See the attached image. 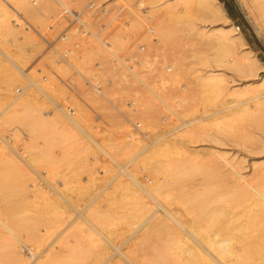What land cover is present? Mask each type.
Wrapping results in <instances>:
<instances>
[{"label": "rangeland", "instance_id": "374dc122", "mask_svg": "<svg viewBox=\"0 0 264 264\" xmlns=\"http://www.w3.org/2000/svg\"><path fill=\"white\" fill-rule=\"evenodd\" d=\"M144 1L148 2V0H144ZM220 1L222 2L223 7L226 9L227 14L229 15V17L231 19L230 22L232 24L240 26V27L238 26L239 31L241 32L242 36L244 37V39L246 41L245 48L251 49L252 50L251 53H253L256 57H258L264 64V28L258 22L256 14L249 8L248 4H249L250 0H220ZM52 2H51V6L49 8H45L44 6H43L44 10L41 8L43 12L40 9H37V11L34 12L35 14H37V12H38V14H39V15L37 14L38 17H35L38 20H36L35 18L31 19L32 17L30 18V20H28V18L26 19V17L24 16V13L22 11L17 12V14H19V13L21 14V15L19 14L17 16L20 18V20L22 18L23 21H27L33 27L34 31L37 32V30H39V31L46 32L48 35H50L51 31L48 30L47 26H48V24L54 22L55 17L57 15V7H56L55 3L53 2V4H52ZM157 3H158V1H157ZM38 4H39V1H38ZM46 9H47V11H46V13H44ZM228 10L230 11L231 15L228 13ZM13 12H15V11H13ZM148 12L151 13L150 10L148 11V8H146V9L143 7L141 8V10H140L141 14L140 15H142V17H143L141 19L143 21L141 23H143V24H141L142 28L140 27L135 31L137 34L143 33L148 25L153 26L155 24L156 18H155V15L153 16L154 11H152L151 14ZM127 13H128V11H122V17L123 18L121 21L116 22L117 25H119V26L127 25L125 20H126V18H129V15H130ZM145 14L147 17L145 16ZM202 15H204V16H202ZM202 15L196 11H193V14L191 15L190 19L192 22H194L195 28H193V31H192V29L191 30L188 29L190 32V35L187 36V34H186L187 30L184 32L183 31L184 29L183 30L180 29L178 34L176 35V37H174L173 39H168L166 42L164 41L163 45L158 46V45L152 44V46H153L152 57H146L145 58L146 64L150 68L151 67L153 69L156 68V72L158 73V75L160 77L165 76L166 78H168V80H169L168 86L165 88V92L163 93L164 98H165V100L170 98V100L168 99L169 101L167 100V102L168 103L170 102L169 104L171 106H175V108L179 109V112H181L182 116L183 115H184V117L188 116L186 114V110L192 112L191 115L189 116L190 118H192L194 115L197 116L199 114L204 115V114L211 113V115L205 117L202 120V124H203V126H201V128L203 127L202 131H199L200 128H198V129L196 128L197 131L194 132L193 130H191V129H193V125L180 126V128H179L178 125L180 123H176V124L175 123H162L160 120V116L164 111H166V108L158 100H156L152 96H150L146 93H143V92L132 91V89L129 88L130 84L128 85V82L119 84L118 88L121 92L119 91L118 94H114V96L118 98L120 107L123 110L127 109L124 106V103L128 98H133V97L137 98L138 104H140V105L137 106L135 110L130 112L132 115L131 118L140 120L143 127L149 131V134L151 137L150 142L159 136H161V137L163 136L162 138L170 137L171 134H172V136L175 137V141L177 140L175 143H172L173 144L172 146L170 144L167 146V150L169 148V152L166 150V147L164 148L166 151L164 149H162L163 153H161L162 151L160 153L163 154V156L162 155L159 156L160 155L159 154L156 157H152V158L147 157V159L150 158L152 160V161L149 160V162L151 161V165L156 160L155 158H158V160H160V162L162 164L166 161L165 164H163V165L167 164L168 168L171 164V166H170V168H171L172 165L176 164L177 162L183 161L182 158L185 157L186 153L188 152V148L190 147V149H191V147H192V150H194V152L192 153V156L195 158V160L199 164H201L202 167L207 166V169H205L206 172L201 171L203 173L202 174L199 171L200 175L195 176L196 178L192 179L191 180L192 182L190 180H185V181L181 180L179 183L176 182L178 184L174 183L175 186H171L169 188H163V192L161 191L162 193H160L158 196V198L159 197H161V198H159V199L157 198L158 199L157 202H156V200L150 198V196L146 195L142 190H137L138 192H135L131 189L124 190L123 193L125 194V197L123 196L124 198H122V195H124V194H122V190L119 189L121 187L119 184L120 183L119 180H123V182L128 183L129 181L126 182V180L129 179L131 173L133 175H135V177L137 178V181L141 180L140 183H143V184H145L144 182L147 183V181H148V183L150 181L152 182L156 178H159V181H164L163 177H161L162 175L158 174L155 177V175H156L155 173H153L151 171H147V169L150 168L151 165L149 163L150 167L149 166L147 167L148 164H146V161H148V160L145 159L146 157L145 158L141 157L144 155L146 150H145V152L138 154L139 151H141L150 142L146 143L140 137L131 136V135H133L132 133H130L132 131L131 125L123 117L116 114L112 109L107 107L105 103L96 102V101L94 102L93 96L91 94L87 95V97H89L88 101H89V103L93 104L102 113L104 123L95 122L92 112L90 110H88L86 108V106L81 101L79 102V100H78V104L77 103L75 104V102L77 101L76 99H74L72 97L68 98L67 90H65L66 88L59 82V80L54 76V74L57 73L60 75H65L69 71V68H68V66H66L67 67V68L65 67L66 70L65 69L63 70L61 68V71H60V67H63V65H65V63H61L56 59L57 55L55 54V52H53V50H51V49L46 48V45L41 40V38L36 34V32H34L31 29L25 30L22 26L18 27V24L15 25V27H13L16 30L13 29L11 31V33L14 31L12 35H11V33L5 32V34H4L5 36L2 37L4 39L1 38L2 42L5 40V46H7V47L10 46L9 48L15 49L16 48L15 46H17V42L19 45L21 43V46H22V47L20 46L21 48H23L25 46L24 47L25 49H23L25 51L24 55L25 56L29 55L28 56L29 58H28L27 62L25 63V65L29 66V75L32 74L33 76L32 75H30V76H32V78L34 77V79H37L39 81H41L40 80L41 76L46 75L47 76L46 80L41 81V83L44 85L47 84L48 81L51 82V84H52V80H53V84L52 85L50 84L51 87H49L50 85L48 84V87H46V88L49 90V89H53L52 86L55 87L53 91L49 90V92L52 95H54L55 100H59V101H61L60 103H63L65 105L71 104L74 106V108H75V106H80L82 104L81 105V109H83L82 114H81L79 107H78L77 111H79L81 116L83 118H85L84 122H87L85 124V127L89 130V132L94 134L93 136L95 137V139L100 144H102V145L104 144V146L105 145L110 146L111 143H114L115 145H117L116 142L120 141V143H121L122 139L128 138V137H131V138L133 137L132 138L133 141L131 140V141H129V143H127L125 145H123V144L117 145L118 147H115L113 149L114 151L111 149L113 154L116 155L115 156L116 161L111 160L107 155H105V153L102 152V150H100L99 148H97L98 146L94 142L88 140V138H86L80 130H78L77 128L75 130L74 129L75 126L73 124H71L70 122H68L69 125L67 126V128L68 129L70 128V132H72V134H73V132H74V134H78V133L82 134L83 136L78 134L80 139L77 138L78 136L76 137L77 139L73 138V136H72V137H70V139H69V137H67L65 139L62 138V141L64 139V142L67 139L66 142L69 141L68 143L59 142V141H61L60 138L63 136H61V137H60V135L57 136V134H55L53 131H51V134H52L51 135L49 133L50 132L49 127H48L49 132L47 135H44L43 137L38 136V138L35 139L36 138L35 135H40V134L34 133L35 135H33V134L31 135L30 133H27L26 131L28 129L26 130L24 125H26V123H28L29 120H31V119L33 120L35 118V116L38 115V113H40V111H41V113H42V111H44L45 112L44 114H47V115L52 114L54 112V109H55V108H53V109L49 110V108L51 107L52 101H50L43 94V92H40L39 89H36L34 87H29V90L27 89L26 93L27 94L31 93L33 96H35L34 97L35 101H37L39 99L37 101V104L36 105L35 104L29 105L27 108L26 107L25 108L20 107V110L17 112V114H18L17 117H20L21 118L20 120H22V121L19 122L18 120H16V118L13 117L15 122L10 121V120L5 122L6 119L7 120L11 119L9 117L11 115V113H9V115L8 114L6 115L7 111L10 109V106H6V105H8L10 98L12 97L11 95H16L17 94L16 89L19 87L23 88L24 84H27V80H26V76H24L25 74L23 75L21 73V76H24V77H22L23 82H24L23 85L21 83L20 84L15 83L16 85L14 84L13 85L14 87L12 86L11 94L7 98L3 97L5 95L2 93H4L5 90H3L4 83L2 84L1 82L2 81L4 82V80L7 79V78H5V75H6V77H8V75L4 73L5 69L3 67L0 68V103H1L0 104V118H1L0 119V146H2L4 149L3 150L2 147L0 148V214H1L0 216H1V218L3 217L2 219L4 221L7 219L8 214H6L7 212L5 213L6 208H8L9 213L13 214L14 212H11V211H13L14 209L11 210V207L14 208V205L12 203L15 202V203H18L16 206L17 210L15 209V214L19 215L17 217L19 219L24 218L25 222H28V223L30 222L31 225H33V226L36 225V226H34L35 230L36 231L39 230L37 234H39L41 236L40 237L41 241H39V243H38V241L35 242L33 240L34 238L33 239L28 238V236H26V232L23 230H19V232L16 233V234H18V236L20 235L19 237L22 238V240L26 241L29 244L31 243V246L34 247V252L31 254L34 255L35 262L40 257H43L44 254H46L47 252L51 253V252L55 251V253L52 254V257L55 260V261H53V264H71V263L76 264L75 260H76V258L79 257L78 256L79 253L84 251V252H82L83 253L82 258L80 259V257H79V260L81 261L80 264H132V263L133 264H163V263H165V264H186V261H188L187 264H191V263L196 264L197 261H198L197 264H204L203 263L204 259H202V257L201 258L196 257V259H192L190 261L189 260L190 258H188L187 254H183V253L179 254V252H172V251H170L171 253L170 252L168 253L169 255L167 254V256L164 258L165 260L157 258V256H156L157 251L161 247H163L165 245V243L166 244L170 243L168 241L170 239L172 240V237H176V236H178V234L179 235L186 234V233H184L186 230L183 231L181 228H180V230L177 228V231H174V232H172L169 229L166 230L167 228H164L166 230V232H165V230H162V228H161L162 224L161 223L167 221V216H168V215H166V212H164L162 208L165 209L168 207V211L169 212L171 211L170 212L171 214L176 215V216L178 215L179 219L183 220V222L185 220H187L184 222L185 226L187 228H188V226H187L188 224L191 225L193 223L192 227L189 225L190 229L186 228L187 230H191L192 228L197 227V229L199 231H204V228L206 227L205 230H207L209 232L210 231L209 228H211V230L213 232V230H215V229L218 231V229H220V228L223 229L225 227V228H229V229H224V231L227 230L225 232H228L231 236H236V239H235V237H234V239H235V242L237 244H238L239 237L241 239L243 238L245 240V242L248 241L251 243L261 244L262 246H261L260 251H258L259 252L258 254L256 253L257 251L254 252V250H253L250 253H248L245 257H246V261L248 264H254V262H255V264H258V263L264 264V252H263L264 250H262V248L264 246V238H263L264 236H262L264 234H262V233H264V232L259 234L262 236V237L260 236L261 239L258 235L257 236L255 235L256 233L258 234L259 231L260 232L262 230L264 231V221H261L260 223H258L261 225H258L257 223H255V225H253L254 226L253 229H252L253 226L246 227L247 229L245 228L243 230V234H240L239 230H237V229L235 230L234 227L232 228L231 226H234L236 223H240V221L244 222V220H242V219L246 218L245 214L248 212L247 208L245 209V207L243 208V206H236L233 208L234 212H236L237 215L243 213V212H241V210L242 211L246 210V213L245 212H244L245 214L243 213V216H245V217H243L241 215L242 217L240 216V218H238L239 222L236 220L237 222L235 221L236 223L233 222V224H232V223L227 222V220L229 221V220L233 219L232 217H229L228 219L225 218L226 221L223 217V218L218 220L219 222L215 221V222H217L215 224V223H211V221L209 220V218H210L209 216H208L209 218L206 216L208 218V220L206 219V217H201V218H200V216L195 217L196 215L199 214L198 209H200V208L194 207L195 205H193L189 201L190 197H188V196H191L189 194H194L193 191L203 189V187L205 188V186L209 182L219 181V179H220L219 177H217L215 179L212 178V181H210L211 179L208 180L209 182L206 180V179H209V177L211 178L212 176L216 177L217 174L214 172V170H216V169H214L216 167V165L220 164V167H218L219 165L217 166L218 168L216 167L220 171L223 168L225 169V170L223 169L221 171L222 174L224 172L226 173V172L230 171V173H228L226 175L227 177H230L233 174V172L231 173L230 167L228 165L227 166L229 168L227 166H224L225 163L223 161V158L225 156H226L225 158L227 160L233 162L235 167L238 168L237 170L241 171L240 173L244 177L246 176V178L251 179V180H256V181L258 179L261 180L264 177V96H260L256 99H252V100L249 99L252 96L258 95L260 93H264V87H262V86L260 87L258 85V83L260 81L259 77L264 75V68L262 67V68L258 69V71H257L258 76L257 75L251 76V75L245 74V72L239 71L233 64H231V62L233 60H229V63L225 62L226 59H231L233 57L232 54H225V55L222 54V56L221 55L220 56H221V59H223V60L222 61L217 60V58L214 56V52H216V50H215L216 44L214 43L215 41L212 40V37H214V35L216 36V34H215L216 32H214V29H216L215 27L218 24L216 22L213 23V21H211V20H207L209 15H206L205 13ZM149 17H151V18L149 19ZM203 17L204 18L206 17L205 18L206 20L202 19ZM33 20H35V21L32 22ZM117 25H116V27H117ZM7 27L8 26H6V28ZM153 27H155V26H153ZM197 29H202V30H208L209 29L211 31V37L207 38L206 40L200 39L199 37H197L194 34ZM129 30H130L129 31L130 33L133 32V29L131 27L129 28ZM212 32H214V33H212ZM155 33H156V30H155ZM31 35L33 37L30 39L29 37ZM27 41H29V43ZM131 42H132V38H128L124 47L121 49V51H123V50L127 51V49H128L127 45L130 44ZM36 43H38V45ZM35 44L38 47H36ZM61 45H62V43H58L55 45L56 46L55 48H58ZM96 45L98 46V44H96ZM97 46H95V44H91L89 47H87L84 50V53L81 56H79V57L75 56L76 58L73 57L75 60H77L76 64L77 65L79 64L80 65L79 67H81L82 69L91 70L94 62L99 58L100 51L98 53ZM35 48H37V49L35 50ZM91 48H93V49H91ZM88 50H90V51L93 50V51H91V54H93V55L88 54V52H89ZM86 51H88V52L85 53ZM194 52L196 54H193ZM22 54H23V51H22ZM0 57L2 58V60L4 59L1 62V64L6 63V64H4V66L5 65H11L10 63H7V60L5 58H3L1 52H0ZM185 57L187 59L188 68H191V70L195 69L194 73L191 74L189 78H185V76H182L181 78L171 79V77H170L171 73L175 72L180 67H182V68L186 67L184 64L179 66L180 65L179 62L181 61L182 58H185ZM74 59H73V62H74ZM28 63H29V65H28ZM178 63H179V65L177 66ZM58 64H59V66H58ZM167 65H170L172 67V70L170 72L165 71V67ZM32 66L34 68V71H33V69L30 71V68H32ZM101 67H102V73L105 76L111 77V78H115L117 76H120L123 78L121 71H119V69H117V66L114 67V65L111 64V62H109V61H108V63H107V61L103 62L101 64ZM182 68H180V69H182ZM1 69H3L4 71ZM207 69H212L216 73L221 75V78H222L221 85L223 87V92L221 95H219L220 97H218V98H214L215 94L210 93V95H208V97H207L208 101H207V98H205L204 100L202 99V101H201V97L198 96L199 95L198 92L200 90V85L196 82V78L194 77L195 76L194 74L201 73L202 71L207 70ZM37 73H40V74L37 75ZM60 87H63L64 90H63V88H61L62 90L59 89ZM182 87H184V88H182ZM6 88H7V85L5 84V89ZM107 90H109V89H107ZM186 90H188V91H186ZM35 91H36V93H35ZM107 92H108V95L111 94V92H109V91H107ZM174 92H175V97L173 94ZM187 92L189 93L190 99H186V102H182L180 104H177L175 100L180 99L181 97H184L186 94L188 95ZM36 94H38V95H36ZM180 94H181V96H180ZM64 95H65V97H64ZM235 96H237V97H235ZM147 97H149V98H147ZM221 97L224 99H227V100H229L231 98H235L233 102H237L238 103L237 106L240 109L239 114L237 113L238 115L233 117L234 120H232V121H234V122L230 126H225L222 122H220V124H218V122L221 121L222 119L217 120V124L213 120V118L217 115V114L215 115L213 113V111H215L216 108H222L223 107L221 105V101L219 100V98H221ZM71 100H76V101L73 102ZM85 101L87 102V100H85ZM203 102L204 103L206 102L207 103L206 105H208V106L204 105ZM203 105L206 106L204 113L199 110L200 107L202 109H204ZM144 106H145V108H147V111L150 112V116H152L150 119L145 118L147 111H144V109H145ZM24 109H26V110H24ZM36 109H38V111ZM194 110H195L196 114L193 113ZM2 111L3 112L5 111L4 112L5 114ZM1 114L3 115V117ZM25 114H27V116H25ZM218 114H220V113H218ZM5 117H6V119H5ZM82 117H81V119H82ZM13 119H11V120H13ZM2 120H3V122H2ZM120 121L124 124H120V123L116 124V122H120ZM13 122L18 123V124H14ZM22 122H25V123H22ZM21 127H23V128H21ZM29 127L30 126H28L26 128H29ZM176 127H177V129H176ZM198 127H200V126H198ZM173 128H175V129L172 130ZM21 129H22V131H21ZM46 130H47V128H46ZM126 131L128 132V134ZM75 132H77V133H75ZM15 133L16 134L18 133V136H15L16 135ZM129 133H130V135H129ZM7 134L12 135V137H13L12 141L9 140V137L7 138V136H8ZM31 136H34V138L31 139L32 138ZM187 136H188V139H186ZM180 137L185 140V143L187 141L186 145L184 143V140H182ZM30 139L32 140L33 146H36V147L40 146L39 148L43 149V151L46 152L45 157L43 156L44 159L43 158H40V159L37 158L38 162H39V160H40V162L39 163L37 162L38 164L37 163L34 164L37 167L36 168L37 173H36V171L33 170L32 166H29L30 164H32V162H30L29 157L27 158L28 155L24 152L25 155H27L26 156L27 160H29V162H30V164H29V162H27L29 165L26 163V160L24 159L25 157H23V155H20V154L18 155V153L16 152V151L23 150L25 147L29 148L31 146V142L29 141ZM70 141L72 144L70 143ZM7 142L14 145L15 148L13 147L12 149H15V150H11V147L7 146V144H8ZM74 142H77V143H74ZM16 143H17V146H16ZM59 143H61V144H59ZM19 144L21 145L20 146L21 148L18 146ZM23 145L25 147H22ZM83 145H84V147H83ZM33 146H32V148L36 149V147H33ZM38 147H37V149H39ZM105 147L110 151V149L107 146H105ZM186 147H188V148L186 149ZM16 148H17V150H16ZM45 149H48V150H45ZM204 150H205V152H204ZM86 151H87V153H86ZM182 151H184V152L182 153ZM178 152H179V154H178ZM206 152H207V154H206ZM216 152H218V153H216ZM12 155H13V157H11ZM46 156H47V158H46ZM217 156H219V157L216 159ZM133 158H134V160H133ZM210 158H212V159L210 160ZM23 159L25 160V162ZM136 159H138V160H136ZM143 159L145 160V163H144ZM47 162H48V164H51L52 169L50 168V170L51 171L53 170V172H51L49 170L48 166H46ZM213 162H214V164H213ZM142 163L146 164L147 169L145 168L144 165H143L144 169L142 168ZM256 163H258V164H256ZM11 164H14V165H11ZM18 164H20V165H18ZM53 164H55V167L53 166ZM221 165L223 168L221 167ZM49 167H50V165H49ZM108 167H109V169H107ZM210 168H211V170H209ZM145 169H146V171H145ZM200 169L204 170L203 168H200ZM44 170H46V171H44ZM227 170H229V171H227ZM38 171L41 174H39ZM91 172H93V173L91 174ZM127 172L128 173L130 172V173L128 174ZM209 172L211 173L209 176L203 177L205 175H208ZM213 173H215V174H213ZM142 174H143V176H142ZM258 174L259 175L261 174V175L259 176ZM92 176H94V177H92ZM222 177H223V175H222ZM255 177H257V178L255 179ZM45 178H46V180H44ZM144 180H146V181H144ZM260 180H258V181H260ZM182 181H183V183H182ZM166 183H170V181H168ZM20 184L21 185L23 184V185L21 186ZM93 184H94V186H93ZM26 185H27V187L24 190V192H22V194L18 193V191H15V190H17L16 188L25 187ZM117 186H120V187H117ZM37 188L41 191H42V189H44L46 191L45 193L44 192L43 193L45 194V196L49 195V197H50L48 199L49 201H53L52 198L55 197L56 199H54V201L52 202L51 205L55 206L56 208L63 205L62 207H59V208L61 210H63L62 208H64V213H63V211L62 212L59 211L58 215H57L56 212L59 209L56 210L55 207L51 206V208L52 207L55 208V210L53 212L52 211L53 208H52V210L50 207L48 208L49 203H50V202L47 203V200H46L48 196L47 197L43 196V197H45L46 201L44 199H42L43 201H41L40 197H39V199H40L39 200L37 196H39V194H41V193H39V194L37 193V192H39V190ZM55 188L57 189V192H56ZM197 188H199V189H197ZM116 189L120 190L121 195H119V193H118L119 191ZM114 190L117 192H115ZM220 190H221V187H218V189L216 191H220ZM63 191H64L65 196L62 194ZM169 192H171V194H168ZM13 193H15V196ZM34 193L38 194V195L36 194L37 200L34 199V201L36 200V202L38 201L40 203H38V202H37V204H36V202L34 203L32 197H31L33 194V198H34ZM59 193L62 194L61 196H64L63 199L66 198L65 200H67V201L62 200L61 196H60L61 198H59V196H58V195H60ZM137 193H140V195H141V200L139 199L140 203H139V200L137 198ZM115 194H117V195H115ZM97 196L100 198H98ZM68 198L72 201L71 203H70ZM187 198H189L188 201L186 200ZM60 199L62 202L65 201L64 204L61 203ZM178 199H180V200H178ZM55 201H57L56 205L54 203ZM95 201H96V203H95ZM159 201H161V202H159ZM90 202H91V204H90L91 207L95 206L97 210L100 209V211H102V214H97V217L101 218V219H99V218L98 219L100 220V222L102 220L103 226L99 222H96L93 220V225L95 224L94 228H93L91 223H90L91 224L90 225L87 220H85L82 216H80L78 214V211L79 210H85L84 208ZM137 202H138V204H136ZM169 203L171 205H169ZM190 203H191V205H188ZM205 203H204V206H205L206 210H209L214 206V205H212V206L208 207L209 202L207 201V204H205ZM40 204L41 205L43 204V205L41 206ZM58 204H62V205L58 206ZM97 204H99V205L96 206ZM39 205L41 207H39ZM74 205L77 208H74ZM102 205H104V206H102ZM161 205H164V206L160 207ZM192 206L194 208H192ZM9 207H10V210H9ZM65 207L68 211L65 210ZM91 207L88 205L87 208L90 209ZM144 207H146V209L148 207L149 210L147 209V212H146V209ZM87 208L85 210L86 212H87ZM195 208H198V209H195ZM74 209H76V210H74ZM185 209H186V211H185ZM190 209H192V210H190ZM193 209L198 210V211H196V213L197 212L198 213L196 214L195 211H193ZM165 210H167V209H165ZM106 211H107V213H105ZM68 212H69V214H67ZM27 213H29V214H27ZM66 214L68 215V217ZM106 214H109V215H106ZM157 214L161 215V216L158 215L159 219L157 217ZM59 215H60V217H58ZM100 215H102V216L106 215V216L102 217ZM21 216H24V217L21 218ZM163 216L166 218L165 221H163V219H162V218H164ZM75 219H78V220H75ZM155 219H157V220H155ZM223 219H224V221H222ZM103 220L105 222H103ZM140 220H141V222H140L141 224L139 223ZM168 220L170 223H173V222H171V220L169 218H168ZM189 220L191 222H189ZM186 222H188V223H186ZM212 222H214V221L212 220ZM1 224L2 223H0V248H1L0 249V264H7L8 263L7 260H9V257L7 254L8 248H7V245L5 246V244H6L7 240H9L10 235L12 237L11 239H15V238H13V235L8 233L6 227L1 225ZM156 224H160L161 227L159 226V228L156 229L155 227H153V225L155 226ZM210 225H214V226H210ZM255 226H258L259 228L255 227ZM69 228H71V229H69ZM194 229L197 230L196 228H194ZM143 230H145V231H143ZM254 230H257V231H254ZM97 231L99 233H97ZM169 231H171L172 233ZM224 231L222 230L223 233H224ZM248 231H249V233L251 231V233L249 235H245V234H248ZM177 232H179V233L177 234ZM233 233H234V235H232ZM251 235H254V237ZM151 237L153 238L154 241H152ZM251 237H253L254 239L253 238L251 239ZM255 237H256V240H255ZM257 239H260L259 241L260 242L262 241V243L255 242V241H258ZM15 241H16V239H15ZM155 243H156V245H155ZM39 244L41 247L39 246ZM151 245L153 247H151ZM18 246H19V244H18ZM154 246H157V247L155 248ZM5 248H6V251H5ZM71 248H75L76 252L70 251ZM77 248H79V249H77ZM151 249H153L152 251H154L155 254L153 252V255H151L152 254ZM49 250L50 251L53 250V251L49 252ZM118 251L119 252L121 251L120 255H119ZM123 251L126 253H124ZM59 252H61V253H59ZM113 252H114V254H113ZM73 253L74 254L76 253L74 256L75 259H72L73 255H74ZM54 254L57 255V258H56V255H54ZM58 254H60L59 257H58ZM26 255H27V260L23 264H32L31 257H29L28 254H26ZM154 255H155V257H153ZM179 255H180V257H178ZM206 255H208V254H206ZM153 258H155V260ZM184 258H186V261H184ZM198 258H200V259H198ZM227 258L228 257H226V259ZM94 259H96V260H94ZM166 259H168V260H166ZM139 261H140V263H139ZM153 261H156V263H154ZM216 262L212 261L213 264H217ZM205 264H208V262H205Z\"/></svg>", "mask_w": 264, "mask_h": 264}, {"label": "bare ground", "instance_id": "6f19581e", "mask_svg": "<svg viewBox=\"0 0 264 264\" xmlns=\"http://www.w3.org/2000/svg\"><path fill=\"white\" fill-rule=\"evenodd\" d=\"M38 1H39V4H37V5H35L36 3H38ZM157 1H158V3H157ZM51 0H0V52H1V54H2V56H3V58H5L6 60H7V63H10L11 65H5L4 66V64H6V63H2L1 64V62L4 60H2V58L0 57V68L1 67H3L4 69H5V74H7L8 75V77H6V75H5V78H7V79H3L4 80V82L2 81L1 83L3 84L4 83V88H3V90H5L4 91V93H2V94H4L5 96H3V97H8L10 94H11V90H12V86L15 84V83H21L22 85H23V78L22 77H24L25 75L24 74H27V72L29 73V66H27V65H25V63L27 62V60H28V56L29 55H27V56H25L24 54V50L23 49H25L24 47L23 48H21L22 46H21V43H20V45L18 44V42H17V46H15L16 48L14 49H12V48H9V47H7V46H5V40L2 42L1 41V38L3 37V36H5L4 34H5V32H8V33H11V31L13 30V29H15V28H13V27H15V25H17L18 23H19V20H20V18L17 16V15H19V14H17V12H19V11H22L23 13H24V16L26 17V19L28 18V20H30V18L31 19H34L35 17H38V12H37V14H35L34 12L35 11H37V9H40L41 11H42V9L44 10V7L45 8H49L50 6H51ZM52 4H53V2H52ZM111 5H114V6H118V7H120V10L121 11H128V13L127 14H130L129 15V18H126V20H125V22H126V24L127 25H125V26H119V25H117V27H116V25H115V27L116 28H114L113 29V31H112V34H111V41H112V43H113V45L117 48V49H119V50H121L123 47H124V45H125V43H126V41H127V36H128V32L130 31L129 30V28L131 27L132 29H133V32L134 33H136L135 31L138 29V28H140L142 25L141 24H143V23H141V22H143L141 19L143 18L142 17V15H140L141 13H140V10H141V8L143 7V8H148V11L150 10L151 11V13H152V11H154L153 12V16L155 15V18H156V21H155V24L153 25V26H155V27H153L155 30H156V33H155V37H156V41H155V43L153 44V45H163V42L165 41H167L168 39H173L174 37H176V35L178 34V32H179V30L181 29V30H183L184 32L187 30V36L188 35H190V32H189V30L188 29H192V31H193V28H195V26H194V22H192L191 21V15L193 14V11H196V12H198V13H200L201 15L202 14H206V15H209V17L207 18V20H211V21H213V23L214 22H216L218 25V27L216 26L215 28L216 29H214V32H216L215 34H216V36L214 35V37H212V40L213 41H215L214 43L216 44L215 45V50H216V52H214V56L217 58V60H219V61H222L223 59H221V56H222V54H232L233 55V57L231 58V59H226L225 60V62L226 63H229V60H233L232 62H231V64H233L239 71H242V72H245V74H247V75H251V76H258V69L259 68H264V64H263V62L258 58V57H256L253 53H251L252 52V50L251 49H246L245 48V44H246V41H245V39H244V37L242 36V34H241V32L239 31V27H238V25H235V24H232L231 22H230V17H229V15L227 14V11H226V9L223 7V5H222V2L220 1V0H148V2L147 1H144V0H140V2L139 3H137V4H132L131 3V0H113L112 2H111ZM44 6V7H43ZM248 6H249V8L256 14V16H257V19H258V22L260 23V25H262V27L264 28V0H250L249 1V4H248ZM42 8V9H41ZM54 8V7H53ZM14 9V10H13ZM39 10V11H40ZM13 11H15V12H13ZM46 11H47V9L45 10V12L44 13H46ZM147 11V10H146ZM43 12V11H42ZM43 13V14H44ZM148 13H150V12H148ZM150 13V14H151ZM21 15V14H20ZM35 15V16H34ZM37 15V16H36ZM34 16V17H33ZM145 16H146V14H145ZM152 16V15H151ZM202 16H204V15H202ZM23 17V16H22ZM147 17V16H146ZM151 17H149V19H150ZM206 18V17H205ZM204 17L202 18V19H205ZM210 18V19H209ZM22 19V18H21ZM36 20H38L37 18H35ZM153 19V18H152ZM18 20V22H15V21H17ZM206 20V19H205ZM35 20H33L32 22H34ZM145 21V20H144ZM37 22V21H36ZM229 22V23H228ZM145 23V22H144ZM6 26H8L7 28H6ZM142 28V27H141ZM203 29V28H202ZM202 29H197L196 31H195V35L197 36V37H199L200 39H207V38H210L211 37V31L209 30H202ZM16 30V29H15ZM195 30V29H194ZM216 30V31H215ZM191 31V32H192ZM14 32V31H13ZM13 32L11 33V35L13 34ZM132 32V31H131ZM182 32V31H181ZM180 32V33H181ZM210 32V33H209ZM214 32H212V33H214ZM130 33V32H129ZM29 34V33H28ZM192 34V33H191ZM29 37V36H28ZM33 36L31 35L29 38L31 39ZM190 37V36H189ZM186 38V37H185ZM2 39H4V38H2ZM30 41V40H29ZM29 41H27L28 43H29ZM7 42V41H6ZM24 42V41H23ZM33 42V41H32ZM37 45H38V43H36ZM35 44V45H36ZM9 45V44H8ZM36 45V47H38ZM21 46V47H20ZM30 46V45H29ZM95 46H97L96 44H95ZM128 46V45H127ZM56 47V46H55ZM156 47V46H155ZM30 49V48H29ZM37 48H35V50H36ZM91 49H93V48H91ZM158 49V48H157ZM161 49V48H160ZM23 51V54H22V51ZM28 50V49H27ZM26 50V51H27ZM40 50V49H39ZM89 51V52H88ZM88 51H86L85 53H87L88 52V54H91V51H93V50H88ZM96 51V50H95ZM97 51H98V53H99V51H101L100 50V47L99 46H97ZM124 51V50H123ZM162 51V50H161ZM83 53H84V51H83ZM94 53V52H93ZM97 53V54H98ZM193 54H196L195 52L193 53ZM91 55H93V54H91ZM96 55V54H95ZM221 55V56H220ZM76 58V57H75ZM74 59V58H73ZM31 60V59H30ZM82 60V59H81ZM91 60V59H90ZM83 62V61H82ZM53 63V62H52ZM74 63L76 64L77 63V60H75L74 59ZM85 63V62H84ZM107 63H108V61H107ZM179 63H180V65H179ZM178 64H177V66L179 65V66H181V65H185L186 67H180V68H182V69H178V70H176L175 72H173V73H171L170 74V77H171V79H173V78H181L182 76H185V78H189L190 77V75L191 74H193L194 73V71H195V69H192L191 70V68H188V63H187V59H186V57L185 58H182L181 59V61L179 62ZM56 64V63H55ZM111 64H113V63H111ZM28 65H29V63H28ZM77 65V64H76ZM114 65V64H113ZM58 66H59V64H58ZM66 66H68V65H63V67H60V71H61V68L64 70L65 69V67ZM78 66H80L79 64H78ZM167 66H170V65H167ZM114 67H116L115 65H114ZM171 67V66H170ZM59 68V67H58ZM67 68V67H66ZM178 68V67H177ZM33 69V71H34V68H33V66H32V68H30V71ZM80 69H81V67H80ZM117 69H119V71H121V73H122V76H123V78H126V73L122 70V69H120V68H118L117 67ZM151 69H153L152 67H151ZM1 70H3V69H1ZM28 70V71H27ZM36 70V69H35ZM66 70V69H65ZM4 71V70H3ZM36 72V71H35ZM59 72V71H58ZM21 73L24 75V76H21ZM3 74V73H2ZM36 74V73H35ZM38 74H40V73H37V75ZM30 75H32V74H30ZM195 76V78H196V82L200 85V90H199V95L198 96H200L201 97V101H202V99L204 100L205 98H207L208 97V95H210V93H213V94H215L214 95V98H218V97H220L219 95H221L222 94V92H223V87H222V85H221V80H222V78H221V75L220 74H218V73H216L214 70H212V69H207V70H204V71H202L201 73H198V74H194ZM33 76V75H32ZM36 77V76H35ZM165 76H163V79H162V81L164 82V83H167L169 80H168V78H166ZM260 78V81H259V83H258V85L261 87H264V75H262V76H260L259 77ZM33 80H34V82L36 83V84H38V85H40V88H38L39 89V91L40 92H43V94L50 100V101H52V103H56V102H61V101H59V100H55L54 98V95H52L50 92H49V90H54V88L55 87H53L52 86V88L53 89H47L46 87H48V84L50 85L51 84V82H47V84H42L41 83V81H39V80H37V79H34V77H33ZM40 80H41V78H40ZM55 81V80H54ZM5 84L7 85V88L5 89ZM52 84H53V80H52ZM51 84V85H52ZM16 85V84H15ZM51 85L49 86V87H51ZM124 85V84H123ZM182 85V84H181ZM125 86V85H124ZM14 87V86H13ZM61 88H63V87H60L59 89H61ZM129 88H131V87H129ZM184 88V87H183ZM29 90V85H27V84H24V87H23V91L21 92V93H19V94H16V95H11L12 97L10 98V101H9V103H8V105H6V106H10V109L7 111V113H6V115L8 114L9 115V113H11V115L9 116L11 119H13V117L14 118H16V120H18L19 122L20 121H22V120H20L21 118L20 117H17L18 116V114H17V112L20 110V107H23V108H27L29 105H36L37 104V101L39 100H37V101H35V99H34V97L35 96H33L31 93L30 94H27L26 93V90ZM31 90V89H30ZM62 90V89H61ZM63 90H64V88H63ZM66 90V89H65ZM130 90V89H129ZM38 91V92H39ZM179 91V90H178ZM186 91H188V90H186ZM110 92V91H109ZM121 92V91H120ZM182 92V91H181ZM35 93H36V91H35ZM108 93V92H107ZM188 93V92H187ZM14 94V93H13ZM54 94V93H53ZM174 94V97H175V92L173 93ZM36 95H38V94H36ZM179 95V94H178ZM56 96V95H55ZM166 96V95H165ZM180 96H181V94H180ZM260 96H264V93H260V94H258V95H255V96H252V97H250L249 99H256V98H258V97H260ZM64 97H65V95H64ZM199 97V98H200ZM212 97V96H211ZM235 97H237V96H235ZM39 98V97H38ZM147 98H149V97H147ZM75 99V98H74ZM169 100H170V98H168ZM168 99H166L165 100V98H163V100L166 102V103H168L167 102V100ZM186 99H190V97H189V93H188V95L186 94L184 97H181L180 99H177V100H175L176 101V103L177 104H180V103H182V102H186ZM234 99L235 98H231V99H229V100H227V99H224V98H219V100L221 101V105L223 106L222 108H216L215 109V111H213V113L216 115L214 118H213V120L216 122V124H217V120H221V121H219L218 122V124H220V122H222L225 126H230V125H232V123L234 122V121H232V120H234V116H236V115H238L239 114V108H238V106H237V102H233L234 101ZM2 100V99H1ZM70 100V99H69ZM77 100V99H76ZM76 100H71V101H76ZM168 100V101H169ZM207 101H208V98H207ZM80 102V101H79ZM145 102V101H144ZM232 102V103H231ZM44 103V102H43ZM78 104V100L75 102V104ZM143 103V102H142ZM170 103V102H169ZM168 103V104H169ZM204 103V102H203ZM1 104V103H0ZM155 104V103H154ZM172 104V103H171ZM188 104V103H187ZM207 103L205 102L204 103V105H206ZM4 105V104H3ZM82 105V104H81ZM81 105L80 106H75V110L77 111V109H78V107H79V109H80V111H81V114H82V111H83V109H81ZM203 105V106H204ZM38 106V105H37ZM46 106V105H45ZM84 106V105H83ZM206 106H208V105H206ZM206 106H204V109H202L201 107H200V111L201 112H203L204 113V110H205V107ZM77 107V108H76ZM36 108V107H35ZM83 108V107H82ZM144 108H145V106H144ZM7 109V108H6ZM24 110H26V109H24ZM31 110V109H30ZM37 111H38V109H36ZM144 111H147V108H145L144 109ZM3 112V111H2ZM5 112V111H4ZM3 112V113H4ZM78 112V113H77ZM76 113H75V115L73 116V118H69L66 114H65V112L64 111H62L61 109H54V112L52 113V114H50V115H47V114H44L45 112L44 111H42V113H41V111H40V113H38V115H36L35 116V118L32 120H29V124L28 123H26V125H24V127H25V129L27 130L26 132L27 133H30L31 135L33 134V135H35L34 133H36V134H40V135H35V139H37L38 138V136L39 137H43L44 135H47L48 134V132H49V130H48V127L50 128V134H51V131H53L55 134H57V136L58 135H60V137L61 136H63V137H61L60 139H61V141H59V142H64V139L65 138H67V137H69V139H70V137H72L73 136V138H76L77 136H78V134H80V133H78V134H74V132H73V134H72V132H70V128L68 129L67 128V126L69 125V123L68 122H70L71 124H73L74 126H75V130H76V128L78 129V130H80L83 134H84V136L86 137V138H88V140H90V141H92V142H94L97 146V148H99L100 150H102V152H104L105 153V155H107L111 160H113V161H116V158H115V156L116 155H114L113 154V152L111 151V149L113 150L115 147H118L117 145H121V144H123V145H125V144H127V143H129V141H133V137L131 138V137H128V138H124V139H122L121 140V143H120V141L119 142H116L117 143V145H115L114 143H111V145L109 146V145H105V146H107L109 149H110V151L104 146V144L102 145V144H100L96 139H95V137L93 136L94 134L93 133H91V132H89V130L85 127V124L87 123V122H84V119L85 118H83L82 116H81V114L79 113V111H77ZM191 111H187L186 110V114L188 115V116H185L184 117V115L182 116L181 115V112H180V114H179V116L181 117V119H182V122L178 125V127L180 128V126H188V125H193V129H191V130H193L194 132L195 131H197L196 130V128L198 129V128H200V130L199 131H202V129H203V127L201 128V126H203V124H202V120L205 118V117H207V116H209V115H211V113H208V114H204V115H197V116H193L192 118H190L189 116L191 115ZM194 114H196L195 113V110H194V112H193ZM202 113V114H203ZM218 113H220V114H218ZM238 113V114H237ZM5 114V113H4ZM80 114V115H79ZM183 114V113H182ZM185 114V113H184ZM185 114V115H186ZM2 115V114H1ZM30 115V114H29ZM21 116V115H20ZM25 116H27V114H25ZM132 116V115H131ZM2 117H3V115H2ZM81 117H82V119H81ZM152 116H150V112H146V117L145 118H148V119H150ZM189 117V118H188ZM1 119V118H0ZM5 119H6V117H5ZM11 119H6L5 120V122L6 121H14L15 122V120L13 119V120H11ZM4 120V119H3ZM3 120H2V122H3ZM82 120V121H81ZM108 120V119H107ZM86 121V120H85ZM259 121V120H258ZM13 122V123H14ZM84 122V123H83ZM9 123V122H8ZM22 123H25V122H22ZM124 124V123H122L121 121L120 122H116V124ZM221 123V124H222ZM14 124H18V123H14ZM20 125V124H19ZM30 126L29 128H26V127H28V126ZM21 126V125H20ZM88 126V125H87ZM123 126V125H122ZM198 126H200V127H198ZM21 128H23V127H21ZM46 128H47V130H46ZM89 128V127H88ZM73 129V130H74ZM90 129V128H89ZM175 128H173L172 130H174ZM176 129H177V127H176ZM24 130V129H23ZM46 130V131H45ZM77 130V131H78ZM171 130V131H172ZM21 131H22V129H21ZM170 131V132H171ZM79 132V131H78ZM127 132V131H126ZM173 132V131H172ZM46 133V134H45ZM75 133H77V132H75ZM107 133V132H106ZM130 133H132V132H130ZM130 133H129V135H130ZM14 134V133H13ZM16 134V133H15ZM29 134V135H30ZM49 134V135H50ZM127 134H128V132H127ZM133 134V133H132ZM197 134V133H196ZM200 134V133H199ZM8 136H7V138L9 137V140H11L12 141V139H13V137H12V135H9V134H7ZM52 135V134H51ZM80 135H82V134H80ZM15 136H18V133L15 135ZM83 136V135H82ZM131 136H133V135H131ZM171 136H172V134H171ZM166 137V138H162L161 136H159V137H157V138H155L153 141H151L148 145H146L141 151H139V153L138 154H140V153H142V152H145V150H146V152L144 153V155L143 156H141L142 158H145V159H147V157H156V156H158L159 154V156H163V154H161V153H163V151H162V149H164L165 147H166V150H167V146L170 144L171 146L173 145L172 143H175L176 141H175V137L174 136H172V137ZM32 138L31 139H33L34 138V136H31ZM49 137V136H48ZM81 137V136H80ZM47 138V137H46ZM53 138V137H52ZM62 138H64L63 139V141H62ZM77 138H79V136L77 137ZM76 138V139H77ZM181 138V137H180ZM5 139V138H4ZM15 139V138H14ZM29 140L30 142H31V146L29 147V148H27V147H25L24 145L22 146V147H25L23 150H20V151H16L17 153H18V155L20 154V155H23V157H25L24 159L26 160V163L27 162H29V160H30V162H32V164H30V162H29V166H32V168H33V170L34 171H36V166L34 165L35 163H37L38 162V159L37 158H43L44 159V157H45V151H43V149H40L38 146V148L39 149H37V147L36 146H33V144H32V140ZM72 139V138H71ZM80 139V138H79ZM78 139V140H79ZM182 140H184L183 138H181ZM186 139H188V136H187V138ZM7 140V139H6ZM67 140V139H66ZM66 140H65V142H66ZM77 140V141H78ZM83 140V139H82ZM180 140V139H179ZM181 140V141H182ZM104 141V140H103ZM107 141V140H106ZM109 141V140H108ZM6 142V141H5ZM17 142V141H16ZM64 142V143H65ZM69 141H67L66 143H68ZM111 142V141H110ZM8 144H7V146L8 147H11V150H15V149H12L13 147H14V145H12V144H10L9 142H7ZM70 143H71V141H70ZM74 143H77V142H74ZM86 143V142H85ZM105 143V142H104ZM184 143H185V140H184ZM186 143H187V141H186ZM186 143H185V145H186ZM14 144V143H13ZM59 144H61V143H59ZM72 144V143H71ZM177 144V143H176ZM175 144V145H176ZM41 145V144H40ZM69 145V144H68ZM67 145V146H68ZM181 145V144H180ZM16 146H17V143H16ZM19 147L21 146L20 144L18 145ZM32 146L33 147H36V149H34V148H32ZM62 146V145H61ZM73 146V145H72ZM170 146V147H171ZM2 146H0V148H1ZM70 147V146H69ZM68 147V148H69ZM83 147H84V145H83ZM189 147V146H188ZM188 147H186V149L188 148ZM15 148V147H14ZM21 148V147H20ZM67 148V149H68ZM76 148V147H75ZM79 148V147H78ZM77 148V149H78ZM174 148V147H173ZM2 149H3V147H2ZM172 149V148H171ZM194 149V148H193ZM4 150V149H3ZM16 150H17V148H16ZM19 150V149H18ZM45 150H48V149H45ZM165 150V149H164ZM165 150V151H166ZM174 150V149H173ZM196 150V149H195ZM51 151V150H50ZM71 151V150H70ZM76 151V150H75ZM97 151V150H96ZM114 151V150H113ZM162 151V152H161ZM168 152H169V148H168V150H167ZM186 151V150H185ZM209 151V150H208ZM15 152V151H14ZM28 155H25V153ZM82 152V151H81ZM91 152V151H90ZM161 152V153H160ZM184 151H182V153H183ZM187 152V151H186ZM194 152V150H192V147H191V149H190V147L188 148V152L186 153V155H185V157L184 158H182L183 159V161H181V162H177L176 164H174V165H172V167L170 168V166H171V164H170V166H169V168H168V166H167V164L166 165H163V164H165V162L162 164L161 162H160V160H158V158H155L156 160L154 161V163H152V165H151V159L149 158V159H147L148 161H146V164H148L147 165V167L149 166L150 167V165H151V167L150 168H146V164H143L142 163V168H143V165L145 166V168L147 169V171H151V172H153V173H155L156 175H155V177L158 175V174H160V175H162L161 177H163V179H164V181H159V178H156L154 181H150L149 183H148V181H147V183L146 182H144L145 184H143V183H140V181H137V178L135 177V175H133L132 173H131V175H130V177H129V179L128 180H126V182H128V183H125V182H123V180H119V184H120V186H117V187H120L119 189H121L122 190V194H124L123 192H124V190H129V189H131V190H133V191H135V192H138L137 190H142L146 195H148V196H150V198H152V199H154V200H156V202L158 201V199L159 198H161V197H159L158 198V196H159V194L160 193H162L163 192V188H169V187H171V186H175L174 185V183L175 184H178L181 180H183V181H185V180H192V179H194V178H196L195 176H199L200 174H199V171L201 172V171H205V169H207V166L206 167H202V165L201 164H199L196 160H195V158L192 156V153ZM202 152V151H201ZM204 152H205V150H204ZM9 153V152H8ZM23 153V154H22ZM86 153H87V151H86ZM165 153V152H164ZM216 153H218V152H216ZM220 153V152H219ZM65 154V153H64ZM173 154V153H172ZM178 154H179V152H178ZM206 154H207V152H206ZM214 154V153H213ZM222 154V153H221ZM10 155V154H9ZM47 155V154H46ZM49 155V154H48ZM216 155V154H215ZM26 156H27V158L29 157V160H27V158H26ZM37 156V157H36ZM44 156V157H43ZM138 156V155H137ZM213 156V155H212ZM11 157H13V155L11 156ZM22 157V156H21ZM136 157V156H135ZM134 157V158H135ZM178 157V156H177ZM219 156H217L216 157V159L218 158ZM224 157V156H223ZM226 157V156H225ZM223 158V161H224V163H225V165L224 166H229L230 167V170H231V173L233 172V174L230 176V177H227L226 175L228 174V173H230V171L229 170H227V171H229V172H224L223 174H222V170L224 169L223 167H222V165H221V167L223 168V169H221V171L219 170V169H217L218 167H220V164H218V165H216V167L214 168V169H216V170H214V172L217 174L216 175V177H214V176H212L211 178L209 177V179H206L207 181L208 180H210V181H212V178H217V177H219L220 179H219V181H215V182H207L208 184L205 186V188L203 187V189H199V188H197V189H199V190H196V191H193V193L194 194H189V195H191V196H188V197H190V199L189 198H187L186 200L188 201V199H189V201L193 204V205H195L194 207H199L200 209H198V208H195V209H198V210H195V209H193V211H195V213H196V211H198L199 212V214L198 215H196L195 217H198V216H200V218L201 217H208L209 218V220L211 221V223H217V222H215V221H218L219 219H221V218H223L224 217V219L226 218V219H228L229 217H232L233 219H231V220H227V222H229V223H232L233 224V222H235L236 220L238 221V218H240V216L242 215L243 216V213L245 212L246 213V210L244 211H242L241 209V212H243V213H241V214H236V212H234V210H233V208L234 207H236V206H243V208L245 207V209L247 208L248 210V212L245 214L246 215V218L245 219H242V220H244V222H241L240 221V223H236L234 226H231L232 228L234 227V229L236 230H239V232H240V234H243V230L246 228V227H249V226H253V225H255V223H260L261 221H264V177L260 180V179H258V180H260V181H256V180H251V179H248V178H246V176L244 177L240 172L241 171H238L237 169L238 168H236L235 167V165L233 164V162H231V161H229V160H227L226 158ZM46 158H47V156H46ZM134 158H133V160H134ZM139 158V157H138ZM213 158V157H212ZM212 158H210V160L212 159ZM23 159V160H24ZM50 159V158H49ZM162 159V158H161ZM173 159V158H172ZM200 159V158H199ZM215 159V158H214ZM222 159V158H221ZM17 160V159H16ZM25 160H24V162H25ZM132 160V159H131ZM136 160H138V159H136ZM144 160V159H143ZM149 160H151L150 162H149ZM163 160V159H162ZM209 160V159H208ZM220 160V159H219ZM8 161V160H7ZM44 161V160H43ZM39 162H40V160H39ZM38 162V163H39ZM76 162V161H75ZM134 162V161H133ZM148 162V163H147ZM168 162V161H167ZM19 163V162H18ZM37 163V164H38ZM50 163V162H49ZM144 163H145V160H144ZM149 163H150V165H149ZM223 163V164H224ZM207 164V163H206ZM213 164H214V162H213ZM216 164V163H215ZM256 164H258V163H256ZM11 165H14V164H11ZM18 165H20V164H18ZM49 165H50V167H49ZM169 165V164H168ZM46 166H48V168H49V170H50V168H51V164H48V162H47V165ZM53 166L55 167V164H53ZM204 166V165H203ZM227 166V167H228ZM94 167V166H93ZM228 167V168H229ZM200 168H203L204 170H201ZM52 169V168H51ZM106 169V168H105ZM107 169H109V167L107 168ZM144 169V168H143ZM142 169V170H143ZM146 169H145V171H146ZM200 169V170H199ZM209 170H211V168L209 169ZM225 170V169H224ZM14 171V170H13ZM26 171V170H25ZM44 171H46V170H44ZM51 171V170H50ZM259 171V170H258ZM257 171V172H258ZM51 172H53V170L51 171ZM50 172V173H51ZM206 172V171H205ZM208 172V171H207ZM211 172V171H210ZM209 172V174L208 175H205V176H203V177H206V176H209L211 173ZM36 173H37V171H36ZM38 173L39 174H41L39 171H38ZM86 173V172H85ZM93 172H91V174H92ZM128 173V172H127ZM130 173V172H129ZM128 173V174H129ZM150 173V172H149ZM196 173V174H195ZM202 173V172H201ZM215 173H213V174H215ZM28 174V173H27ZM126 174V173H125ZM127 174V175H128ZM152 174V173H151ZM195 174V175H194ZM203 174V173H202ZM225 174V175H224ZM45 175V174H44ZM119 175V174H118ZM133 175V176H132ZM222 175H223V177H222ZM259 175V174H258ZM261 175V174H260ZM259 175V176H260ZM81 176V175H80ZM142 176H143V174H142ZM229 176V175H228ZM251 176V175H250ZM92 177H94V176H92ZM147 177V176H146ZM160 177V176H159ZM202 177V178H203ZM12 178V177H11ZM75 178V177H74ZM208 178V177H207ZM257 177H255V179H256ZM43 179V178H42ZM204 179V178H203ZM44 180H46V178L44 179ZM125 180V179H124ZM152 180V179H151ZM201 180V179H200ZM205 180V179H204ZM203 180V181H204ZM221 180V181H220ZM144 181H146V180H144ZM168 181H170V183H166V182H168ZM183 181H182V183H183ZM48 182V181H47ZM66 182V181H65ZM64 182V183H65ZM79 182V181H78ZM176 182H178V183H176ZM192 182V181H191ZM206 182V181H205ZM30 183V182H29ZM50 183V182H49ZM111 183V182H110ZM21 185V184H20ZM19 185V186H20ZM23 185V184H22ZM21 185V186H22ZM25 185V184H24ZM28 185V184H27ZM27 185L25 186V187H19V188H16L17 190H15V191H18V193H20V194H22V192H24V190L26 189V187H27ZM66 185V184H65ZM96 185V184H95ZM115 185V184H114ZM92 186V185H91ZM93 186H94V184H93ZM113 186V185H112ZM111 186V187H112ZM116 186V185H115ZM194 186V185H193ZM201 186V185H200ZM199 186V187H200ZM16 187V186H15ZM18 187V186H17ZM195 187V186H194ZM218 187H221V190L220 191H216L217 189H218ZM114 188V187H113ZM7 189V188H6ZM38 189V188H37ZM47 189V188H46ZM56 189V188H55ZM183 189V188H182ZM28 190V189H27ZM39 190V189H38ZM44 189H42V191L41 190H39V192H37L38 194L39 193H41V194H39V196H37L35 193H34V198H33V194H32V199H33V201H34V199H36L37 200V197H38V199H39V197L41 198V201H43L42 199H44L45 200V197H47V203L48 202H50L49 203V206H48V208L50 207L51 208V206H53V205H51L52 204V202L54 201V199H56L55 197L54 198H52V200L53 201H49L48 199L50 198L49 197V195H47V196H45V190L43 191ZM65 190V189H64ZM102 190V189H101ZM116 190H118V189H116ZM167 190V189H166ZM223 190V191H222ZM70 191V190H69ZM115 191V190H114ZM119 192V195H121L120 194V190H118ZM162 191V192H161ZM177 191V190H176ZM44 192V193H43ZM56 192H57V189H56ZM61 192V191H60ZM71 192V191H70ZM115 192H117V191H115ZM182 192V191H181ZM166 193V192H165ZM191 193V192H190ZM14 194V196H15V193H13ZM24 194V193H23ZM44 194V195H43ZM60 194V193H59ZM63 195H64V191H63V193H62ZM62 194H60V195H58L59 196V198H61L62 200H65V199H63L64 198V196H61ZM107 194V193H106ZM168 194H171V192H169ZM69 195V194H68ZM67 195V196H68ZM94 195V194H93ZM108 195V194H107ZM115 195H117V194H115ZM145 195V196H146ZM187 195V194H186ZM29 196V195H28ZM37 196V197H36ZM43 196H45V197H43ZM54 196V195H53ZM61 196V197H60ZM72 196V195H71ZM125 197V194L124 195H122V198H124ZM168 196V195H167ZM43 197V198H42ZM98 197V196H97ZM134 197V196H133ZM27 198V197H26ZM72 198V197H71ZM96 198V197H95ZM98 198H100V197H98ZM137 198H138V200L140 199L141 200V195H140V193H137ZM145 198V197H144ZM158 198V199H157ZM165 198V197H164ZM171 198V197H170ZM225 198V199H224ZM29 199V198H28ZM31 199V198H30ZM31 199V200H32ZM61 199H60V201H61ZM69 199V198H68ZM110 199V198H109ZM36 200L34 201V203L36 202ZM40 200V199H39ZM45 200V201H46ZM120 200V199H119ZM140 200H139V203H140ZM178 200H180V199H178ZM44 201V202H45ZM65 201H67V200H65ZM64 201V202H65ZM69 201H70V203L72 202L70 199H69ZM207 201L209 202L208 203V207H210V206H212V205H214L211 209H209L208 207V209L209 210H206L205 209V206H204V203L205 204H207ZM221 201V202H220ZM38 202V201H37ZM37 202H36V204H37ZM64 202H62L61 201V203L62 204H64ZM92 202V201H91ZM91 202L90 203H88V205L91 207ZM155 202V201H154ZM159 202H161V201H159ZM171 202V201H170ZM211 202V203H210ZM223 202V203H222ZM8 203V202H7ZM27 203V202H26ZM38 203H40V202H38ZM42 203V202H41ZM55 203V205L57 204V201H55L54 202ZM95 203H96V201H95ZM106 203V202H105ZM125 203V202H124ZM191 203L190 204H188V205H191ZM214 203V204H213ZM13 205H14V208H12L10 205V207H11V210H13V211H11V212H14L13 214L12 213H9L8 212V208H6V210H5V213L6 214H8V216H7V219L4 221L2 218H1V216H0V223H2L1 225H3V226H5L6 227V229H7V231H8V233H10V234H12L13 235V238H15L16 239V241H15V239H11L12 237H11V235H10V237H9V240H7V242H6V244H5V246L7 245V248H8V250H7V254H8V257H9V260H7V264H23V263H25V261L27 260V255L25 254V253H23V251L21 250L22 249V246L23 245H27L28 246V248L30 249V251H31V253H33L34 252V247L33 246H31V243L29 244V243H27L26 241H24V240H22V238H20L19 236H18V234H16L17 232H19V230H23V231H25L26 232V236H28V238H31V239H33L35 242H37L38 241V243H39V241H41V236L39 235V234H37L38 233V231H36L35 230V227L34 226H36V225H31V223L29 222H25V220H24V216H21V218H23V219H19L17 216H19V215H16L15 214V209L17 210V204L18 203H12ZM11 204V205H12ZM62 204H58V206L59 205H62ZM102 204V203H101ZM107 204V203H106ZM136 204H138V202L136 203ZM162 204V203H161ZM211 204V205H210ZM41 205V204H40ZM39 205V207H41ZM71 205V204H70ZM78 205V204H77ZM88 205H86V207L84 208L85 210H86V208L88 207ZM99 204H97L96 206H98ZM108 205V204H107ZM165 205V204H164ZM164 205H161L160 207H162V206H164ZM169 205H171L170 203H169ZM63 206V205H62ZM62 206H59V207H62ZM66 206V205H65ZM102 206H104V205H102ZM159 206V205H158ZM168 206V205H167ZM10 207H9V210H10ZM16 207V208H15ZM38 207V208H39ZM53 207H55V206H53ZM52 207V208H53ZM56 208V210L57 209H59L56 213H57V215H58V212L60 211V212H62L63 211V213H64V208H62L63 210H61L60 208ZM107 207V206H106ZM166 207V206H165ZM193 206H192V208H194ZM37 208V207H36ZM47 208V209H48ZM52 208H51V210H52ZM55 208H53V212H54V210H55ZM74 208H77L75 205H74ZM145 209H146V207H144ZM154 208V207H153ZM242 208V209H243ZM41 209V208H40ZM147 209H148V207H147ZM147 209H146V212H147ZM163 209V211L164 212H166V215H168L167 216V221H165L166 220V218L164 219V218H162L163 219V221H165V222H163V223H161L162 224V227L160 226V224H156L155 226L153 225V227H155L156 229L157 228H159V226L162 228V230H165L164 228H167L166 230H171L172 232H174V231H177V228L180 230V228L184 231V230H186L184 233H186V234H182V235H179L178 233L179 232H177V234H178V236H176V237H172V240L170 239H168L169 241L168 242H170V243H165V245L163 246V247H161L158 251H157V253H156V256H157V258H160V259H164L166 256H167V254L170 252V251H172V252H179V254L180 253H183V254H187V256H188V258H190L189 260L191 261L192 259H196V257H202V259H204V261L205 262H208V264H211L212 263V261L213 262H216L217 264H248L247 263V261H246V255L248 254V253H250L251 251H253L254 250V252H256L257 254L259 253L258 251H260V249H261V244H257V243H251V242H245V240L242 238H240L239 237V239H238V244L235 242V239H236V236H231L228 232H225V231H227V230H225L224 231V229H229V228H223V229H218V231L216 230H213V232H212V230H211V228H209L210 229V231L208 232L207 230H205L206 229V227L204 228V231H199L198 229H197V227H194V228H196L197 230H195L194 228H192L191 230H187V229H190V227H189V225L190 224H188L187 226H188V228L185 226V221H187V220H185L184 222H183V220H180L179 219V216L177 215H173V214H171L169 211H168V207L167 208H165V209H167V210H165L164 208H162ZM170 209V208H169ZM3 210V209H2ZM38 210V209H37ZM65 210H67L66 209V207H65ZM74 210H76V209H74ZM78 210V209H77ZM85 210H79L78 211V214L80 215V216H82L85 220H87L88 222H89V224L91 223L92 224V226H93V228H94V225H93V220L94 221H96V222H99L100 224H102V220H101V222H100V220L99 219H101V218H99V217H97V214H102V211H100V209L99 210H97L96 209V207L94 206V207H91L90 209H88L87 208V212L85 211ZM134 210V209H133ZM149 210V209H148ZM190 210H192V209H190ZM68 211V210H67ZM66 211V212H67ZM185 211H186V209H185ZM239 211V210H238ZM52 212V213H53ZM104 212V211H103ZM180 212V211H179ZM197 212V213H198ZM240 212V211H239ZM18 213V212H17ZM48 213V212H47ZM46 213V214H47ZM105 213H107V211L105 212ZM173 213V212H172ZM176 213V212H175ZM174 213V214H175ZM196 213V214H197ZM238 213V212H237ZM15 214V215H14ZM27 214H29V213H27ZM37 214V213H36ZM49 214V213H48ZM67 214H69V212L67 213ZM66 214V215H67ZM104 214V213H103ZM1 215V214H0ZM14 215V216H13ZM61 215V214H60ZM60 215L58 216V217H60ZM106 215H109V214H106ZM106 215H100V216H102V217H104V216H106ZM135 215V214H134ZM159 214H157V217H158V219H159V216H161V215H159ZM164 215V214H163ZM165 215V216H166ZM189 215V214H188ZM16 216V217H15ZM65 216V215H64ZM63 216V217H64ZM73 216V215H72ZM150 216V215H149ZM156 216V215H155ZM194 216V215H193ZM241 216V217H242ZM6 217V216H5ZM62 217V216H61ZM67 217H68V215H67ZM154 217V216H153ZM156 217V218H157ZM178 217V218H177ZM186 217V216H185ZM206 217V219L208 220V218ZM243 217H245V216H243ZM26 218V217H25ZM71 218V217H70ZM99 218V219H98ZM138 218V217H137ZM168 218L171 220V222H173V223H170L169 222V220H168ZM205 219V218H204ZM224 219L222 220V221H224ZM226 219H225V221H226ZM75 220H78V219H75ZM155 220H157V219H155ZM201 220V219H200ZM212 220L214 221V222H212ZM138 221V220H137ZM35 222V221H34ZM39 222V221H38ZM37 222V223H38ZM103 222H105L104 220H103ZM133 222V221H132ZM141 222V220L139 221V223ZM169 222V223H168ZM189 222H191L190 220H189ZM219 222V221H218ZM226 222V223H227ZM239 222V221H238ZM41 223V222H40ZM186 223H188V222H186ZM90 224V225H91ZM141 224V223H140ZM207 224V223H206ZM205 224V225H206ZM219 224V223H218ZM256 224V225H257ZM263 224V223H262ZM39 225V224H38ZM105 225V224H104ZM112 225V224H111ZM258 225H261V224H258ZM102 226H103V224H102ZM191 227L193 226V223L190 225ZM196 226V225H195ZM210 226H214V225H210ZM216 226V225H215ZM226 226V225H225ZM52 227V226H51ZM68 227V226H67ZM96 227V226H95ZM136 227V226H135ZM230 227V226H229ZM230 227V228H231ZM255 227H258V226H255ZM48 228V227H47ZM187 228V229H186ZM207 228V229H208ZM231 228V229H232ZM251 228V227H250ZM254 228V226L252 227V229ZM259 228V227H258ZM5 229V230H6ZM46 229V228H45ZM67 229V228H66ZM69 229H71V228H69ZM97 229V228H96ZM99 229V228H98ZM110 229V228H109ZM113 229V228H112ZM208 229V230H209ZM214 229V228H213ZM247 229V228H246ZM251 229V230H252ZM18 230V231H17ZM47 230V229H46ZM63 230V229H62ZM139 230V229H138ZM147 230V229H146ZM166 230H165V232H166ZM178 230V231H179ZM222 230L224 231V233L222 232ZM259 230V229H258ZM48 231V230H47ZM99 231V230H98ZM97 231V233H99ZM143 231H145V230H143ZM171 231H169V232H171ZM254 231H257V230H254ZM85 232V231H84ZM163 232V231H162ZM171 232V233H172ZM223 234H222V233ZM234 232V231H233ZM246 232V231H245ZM260 232V231H259ZM258 232V234L256 233H254L256 236L258 235L259 237L261 236V235H259V234H261L262 232H264L263 230L259 233ZM40 233V232H39ZM48 233V232H47ZM66 233V232H65ZM142 233V232H141ZM247 233V232H246ZM250 233H251V231H250ZM249 233V231H248V234H245V235H249L250 234ZM20 234V233H19ZM51 234V233H50ZM102 234V233H101ZM134 234V233H133ZM176 234V235H177ZM253 234V233H252ZM262 234H264V233H262ZM145 235V234H144ZM149 235V234H148ZM165 235V234H164ZM171 235V234H170ZM232 235H234V233L232 234ZM236 235V234H235ZM58 236V235H57ZM251 236H253L254 237V235H251ZM262 236H264V235H262ZM261 236V237H262ZM141 237V236H140ZM148 237V236H147ZM150 237V236H149ZM153 237V236H152ZM151 237V238H152ZM164 237V236H163ZM234 237H235V239H234ZM253 237H251V239L253 238ZM261 237H260V239H261ZM55 238V237H54ZM70 238V237H69ZM135 238V237H134ZM249 238V237H248ZM264 238V237H263ZM262 238V239H263ZM93 239V238H92ZM99 239V238H98ZM106 239V238H105ZM148 239V238H147ZM166 239V238H165ZM241 239V240H240ZM254 239V238H253ZM260 239H257L258 241H255V242H259V243H262V241L260 242L259 240ZM117 240V239H116ZM157 240V239H156ZM255 240H256V237H255ZM108 241V240H107ZM152 241H154L153 240V238H152ZM83 242V241H82ZM41 243V242H40ZM74 243V242H73ZM85 243V242H84ZM89 243V242H88ZM116 243V242H115ZM18 244H19V246H18ZM37 244V243H36ZM82 244V243H81ZM138 244V243H137ZM142 244V243H141ZM106 245V244H105ZM155 245H156V243H155ZM39 246H40V244H39ZM76 246V245H75ZM41 247V246H40ZM151 247H153L152 245H151ZM155 248L157 247V246H154ZM85 248V247H84ZM116 248V247H115ZM138 248V247H137ZM1 249V248H0ZM77 249H79V248H77ZM82 249V248H81ZM121 249V248H120ZM124 249V248H123ZM154 249V248H153ZM153 249H151V251L153 250ZM262 250H264V246H263V248H262ZM5 251H6V248H5ZM51 251H53V250H51ZM50 250H49V252H51ZM58 251V250H57ZM60 251V250H59ZM70 251H72V252H76V249L75 248H71V250ZM79 251V250H78ZM138 251V250H137ZM82 252H84V251H82ZM79 253V257H80V259L82 258V255H83V253ZM119 252V251H118ZM121 252V251H120ZM120 252H119V255H120ZM124 252V251H123ZM153 252L154 251H152V254L151 255H153ZM264 252V251H263ZM6 253V252H5ZM42 253V252H41ZM53 253H55V251L54 252H51V253H46V254H44V256L43 257H40L39 259H37L36 260V262H35V264H53V261H55L54 259H53V257H52V254ZM59 253H61V252H59ZM116 253V252H115ZM124 253H126V252H124ZM171 253V252H170ZM72 254V253H71ZM74 254V253H73ZM76 254V253H75ZM75 254L73 255V258L72 259H75ZM113 254H114V252H113ZM122 254V253H121ZM154 254H155V252H154ZM175 254V253H174ZM206 254H208V255H206ZM255 254V253H254ZM256 254V255H257ZM54 255H56V254H54ZM69 255V254H68ZM169 255V254H168ZM60 256V254H58V257ZM95 256V255H94ZM122 256V255H121ZM120 256V257H121ZM124 256V255H123ZM79 257L78 258H76V260H75V263L76 264H80V260H79ZM97 257V256H96ZM100 257V256H99ZM110 257V256H109ZM153 257H155V255L153 256ZM178 257H180V255L178 256ZM182 257V256H181ZM185 257V256H184ZM226 257H228L227 259H226ZM56 258H57V255H56ZM108 258V257H107ZM111 258V257H110ZM118 258V257H117ZM131 258V257H130ZM187 258V259H188ZM200 258H198V259H200ZM256 258V257H255ZM154 260H155V258H153ZM79 260V261H78ZM94 260H96V259H94ZM102 260V259H101ZM118 260V259H117ZM128 260V259H127ZM165 260V259H164ZM166 260H168V259H166ZM177 260V259H176ZM105 261V260H104ZM108 261V260H107ZM184 261H186V258H184ZM189 261V262H190ZM203 261V260H202ZM203 261V263L205 264V262ZM251 261V260H250ZM259 261V260H258ZM154 263H156V261H153ZM162 262V261H161ZM187 262L188 261H186V264H187ZM200 262V261H199ZM92 263V262H91ZM111 263V262H110ZM139 263H140V261H139ZM197 263H198V261H197ZM196 263V264H197ZM71 264H73V263H71ZM133 264V263H132ZM163 264H165V263H163ZM192 264V263H191ZM213 264V263H212ZM254 264H255V262H254ZM259 264V263H258Z\"/></svg>", "mask_w": 264, "mask_h": 264}, {"label": "built area", "instance_id": "2783aa9c", "mask_svg": "<svg viewBox=\"0 0 264 264\" xmlns=\"http://www.w3.org/2000/svg\"><path fill=\"white\" fill-rule=\"evenodd\" d=\"M51 1L57 7V15L54 22L47 26L48 30L51 31L50 35L43 31H34L33 27L22 19L19 20L18 27L22 26L25 30L31 29L36 32L46 48L55 52L56 59L68 65L69 71L65 75L54 74L66 88L68 98L72 97L81 101L92 112L95 122L104 123L102 113L88 101L89 97L87 95L91 94L94 102L105 103L107 107L123 117L131 125L133 136L140 137L146 143H149L151 138L149 131L143 127L140 120L131 118L130 112L140 105L137 98H128L124 103L127 109L123 110L120 107L118 98L114 96L120 91L118 85L128 82L132 91L146 93L166 108V111L160 116L162 123L176 124L182 122L179 109L163 100V93L168 86V82L164 83L162 81L163 77L158 75L156 68L151 69L145 62L146 57H152V44L156 41L155 29L151 25H148L145 31L140 34L128 32L127 39L132 38V42L128 44L127 51H121L111 41V34L116 22L121 21L123 18L120 7L111 5L113 0ZM139 2L140 0H131L132 4ZM15 22H18V20ZM58 43H62V45L55 48ZM91 44H98L100 47L99 58L94 62L91 70L80 69L73 62V57L81 56L83 51ZM106 61L122 69L126 73V78L105 76L102 73L101 64ZM171 70L172 67H165L166 72ZM25 76L29 87L40 88V85L34 82L28 72ZM46 77V75L41 76V81H45ZM16 91L19 94L23 91V88L19 87ZM107 91H110L111 94L108 95ZM53 108L61 109L69 118H73L76 113L74 106L71 104L65 105L56 102L51 104L49 110ZM22 251L28 254L31 257L32 264H35L34 255L31 254L27 245L22 246Z\"/></svg>", "mask_w": 264, "mask_h": 264}, {"label": "trees", "instance_id": "16d2710c", "mask_svg": "<svg viewBox=\"0 0 264 264\" xmlns=\"http://www.w3.org/2000/svg\"><path fill=\"white\" fill-rule=\"evenodd\" d=\"M228 13L231 15L230 11L228 10Z\"/></svg>", "mask_w": 264, "mask_h": 264}]
</instances>
